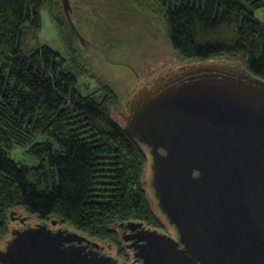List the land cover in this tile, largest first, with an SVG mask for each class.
<instances>
[{
	"label": "water",
	"instance_id": "95a60500",
	"mask_svg": "<svg viewBox=\"0 0 264 264\" xmlns=\"http://www.w3.org/2000/svg\"><path fill=\"white\" fill-rule=\"evenodd\" d=\"M67 21L70 0H61ZM123 130L147 152L148 183L170 234L115 223L142 264H264V78L239 59H187L130 90ZM142 182H144L142 180ZM12 211V210H11ZM9 227L0 264H122L56 217Z\"/></svg>",
	"mask_w": 264,
	"mask_h": 264
},
{
	"label": "trees",
	"instance_id": "16d2710c",
	"mask_svg": "<svg viewBox=\"0 0 264 264\" xmlns=\"http://www.w3.org/2000/svg\"><path fill=\"white\" fill-rule=\"evenodd\" d=\"M47 1L0 0V236L18 206L109 242L119 221L161 227L142 182L146 149L111 115L110 88L81 92L58 50L29 43ZM154 2L185 59H239L264 78V22L254 13L264 0ZM14 144L27 145L34 162L10 157Z\"/></svg>",
	"mask_w": 264,
	"mask_h": 264
},
{
	"label": "rangeland",
	"instance_id": "374dc122",
	"mask_svg": "<svg viewBox=\"0 0 264 264\" xmlns=\"http://www.w3.org/2000/svg\"><path fill=\"white\" fill-rule=\"evenodd\" d=\"M70 4L71 18L86 40L85 44L68 25L61 0H48L40 9L39 25L34 27L28 41L30 44L46 43L58 50L76 74L77 87L81 92H92L98 96L101 86H108L115 96L109 104L110 113L122 123L124 102L130 90L149 81L157 72L187 59L172 46L159 13L160 7L154 0H70ZM254 13L264 22V6L254 9ZM57 17L62 18L60 28ZM6 149L10 157L34 162L26 152L27 145L14 144ZM148 179L146 162L143 185L152 206H155ZM26 214L28 212L21 206L9 212L8 231L9 227L19 225L20 217ZM51 217L47 219L49 222ZM26 219L31 223L40 220L34 214ZM56 220L55 226L75 228L59 217ZM166 226L162 223L161 227H156L170 233L172 228ZM116 230L118 232L119 228L116 227ZM8 231L0 236V245ZM117 236V241H112L110 248L105 246V250L117 256L122 264H137L129 253L131 250L124 246L119 232Z\"/></svg>",
	"mask_w": 264,
	"mask_h": 264
},
{
	"label": "flooded vegetation",
	"instance_id": "af4514ba",
	"mask_svg": "<svg viewBox=\"0 0 264 264\" xmlns=\"http://www.w3.org/2000/svg\"><path fill=\"white\" fill-rule=\"evenodd\" d=\"M152 203H154V200H152ZM155 209H156V207L153 206V210L155 211L156 215H158L157 217L159 218V220L161 221V223H163L164 226L167 225L166 227H170V228H172V229H169V230H170V234H172V235L175 234V233H174V229H173V227H171V226H169L168 224H166L165 221L163 220L161 214H160L157 210H155ZM151 226H152V225H151ZM159 229H161V228H159ZM161 230L165 231L164 229H161ZM118 232H119L120 237L122 238V236H123V235H126V234L129 232V230L126 229V228L121 227V228L118 230ZM122 241L124 242V246L126 247V249L131 250L130 248H128V247L125 245V244H126V241H124V240H122ZM126 252H127V254L130 253L131 256H132V250H131V252H129V253H128V251H126ZM132 258L134 259V261L137 262V264H142V263H141V260H139V259H135L133 256H132Z\"/></svg>",
	"mask_w": 264,
	"mask_h": 264
}]
</instances>
